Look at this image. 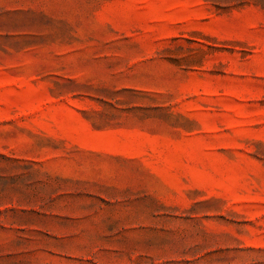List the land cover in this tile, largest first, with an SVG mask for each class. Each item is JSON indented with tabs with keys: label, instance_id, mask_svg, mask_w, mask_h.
<instances>
[{
	"label": "rangeland",
	"instance_id": "rangeland-1",
	"mask_svg": "<svg viewBox=\"0 0 264 264\" xmlns=\"http://www.w3.org/2000/svg\"><path fill=\"white\" fill-rule=\"evenodd\" d=\"M0 264H264V0H0Z\"/></svg>",
	"mask_w": 264,
	"mask_h": 264
}]
</instances>
